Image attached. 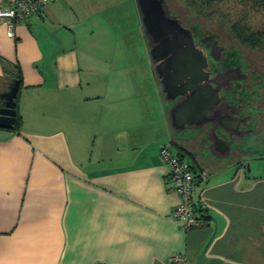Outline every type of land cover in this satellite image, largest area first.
Returning <instances> with one entry per match:
<instances>
[{"label":"crops","instance_id":"crops-1","mask_svg":"<svg viewBox=\"0 0 264 264\" xmlns=\"http://www.w3.org/2000/svg\"><path fill=\"white\" fill-rule=\"evenodd\" d=\"M93 3L53 1L14 38L0 20V90L22 79L21 123L0 128V264H264V176L184 156L209 218L185 230L172 216L157 81L123 56L113 66L111 17Z\"/></svg>","mask_w":264,"mask_h":264},{"label":"water","instance_id":"water-1","mask_svg":"<svg viewBox=\"0 0 264 264\" xmlns=\"http://www.w3.org/2000/svg\"><path fill=\"white\" fill-rule=\"evenodd\" d=\"M135 3L172 134L194 128L187 126L193 122L210 121L222 127L231 123L238 126L230 116L232 110H228L227 101L220 102V106L218 102H213L219 94L214 81L222 78L218 72L228 77L233 64L215 63V68L205 72L195 62L199 59L204 62L220 61V47L215 46L213 40L216 34L183 26L167 0H135ZM20 88L21 81L12 79L7 89L0 92V128H14Z\"/></svg>","mask_w":264,"mask_h":264},{"label":"flooded vegetation","instance_id":"flooded-vegetation-1","mask_svg":"<svg viewBox=\"0 0 264 264\" xmlns=\"http://www.w3.org/2000/svg\"><path fill=\"white\" fill-rule=\"evenodd\" d=\"M182 24L191 29L197 27L203 31H211L204 29L199 21H192V18L186 23L182 21ZM220 26L222 27V23ZM223 30L227 32V28L224 27ZM215 34L213 40L215 46L220 47V61L204 62L199 59L195 62L205 72L215 68V63L233 64L228 77L219 71L222 78L212 80L219 89L213 102H218L220 106V102L227 101L230 106L228 110H232L230 116L238 126L231 123L228 127H222L210 121L193 122L187 126L194 128L176 132L173 141L183 149L185 157L209 172L212 167L231 164L250 175L252 170H264V56L254 54L251 50L244 51L238 44L228 41L227 34L221 31ZM222 110L220 107L221 112Z\"/></svg>","mask_w":264,"mask_h":264},{"label":"rangeland","instance_id":"rangeland-1","mask_svg":"<svg viewBox=\"0 0 264 264\" xmlns=\"http://www.w3.org/2000/svg\"><path fill=\"white\" fill-rule=\"evenodd\" d=\"M93 2L97 12L111 17L112 39L108 41L106 50L111 52L113 66L116 67L118 60L123 56V60L128 62L133 60L135 67L141 66L148 72L151 69V62L135 0ZM167 2L183 22L186 23L192 18L194 22L199 21L204 29L227 34V40L238 44L244 51L251 50L254 54L264 56V0H215L212 3L208 0H167ZM224 27L227 28V32H224ZM102 30L97 29L96 35L99 36ZM96 47L101 48V43L98 42ZM149 83L156 87L154 79ZM149 83L144 82L147 88ZM148 95H152V91H149ZM252 174L264 176V170H252Z\"/></svg>","mask_w":264,"mask_h":264},{"label":"built area","instance_id":"built-area-1","mask_svg":"<svg viewBox=\"0 0 264 264\" xmlns=\"http://www.w3.org/2000/svg\"><path fill=\"white\" fill-rule=\"evenodd\" d=\"M53 1L56 0H15L11 6L0 7V20L5 23L8 35L14 38L15 28L20 22L38 13ZM160 155L169 165L168 177L180 198L172 216L182 222L185 230L206 223L207 220H201L197 213L200 207L206 208L200 200L194 197L198 184L191 164L180 151L174 150L171 143L162 145ZM170 261L174 264H186L183 255H174Z\"/></svg>","mask_w":264,"mask_h":264},{"label":"trees","instance_id":"trees-1","mask_svg":"<svg viewBox=\"0 0 264 264\" xmlns=\"http://www.w3.org/2000/svg\"><path fill=\"white\" fill-rule=\"evenodd\" d=\"M210 3H212L213 1H215V0H208ZM248 42V41H247ZM247 44V43H246ZM12 79H19L20 81H21V83H22V79H21V77H20V75L19 74H17V75H15V76H12V77H9V81H11ZM2 90H0V92H1ZM18 97H19V95H18ZM18 97H17V102H18ZM20 123H21V119H20V116L18 115V112H17V116H16V121H15V126H14V128L13 129H11V130H14V129H17L18 127H19V125H20ZM172 144H174V145H176V147L178 146L177 144H175L174 143V141L173 142H171V145ZM178 149L177 150H179L182 154H183V156H185L184 155V151H183V149L182 148H180L179 146L177 147ZM180 148V149H179ZM191 167H192V169H193V171H194V173H196V167L195 166H193L192 164H191ZM198 213H199V218L201 219V220H207L209 217H208V215H207V210L206 209H203V208H199L198 209Z\"/></svg>","mask_w":264,"mask_h":264}]
</instances>
